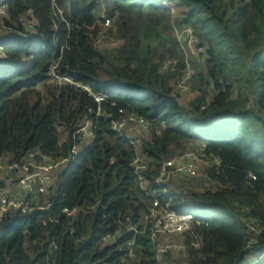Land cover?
<instances>
[{
  "label": "trees",
  "instance_id": "trees-1",
  "mask_svg": "<svg viewBox=\"0 0 264 264\" xmlns=\"http://www.w3.org/2000/svg\"><path fill=\"white\" fill-rule=\"evenodd\" d=\"M7 4L3 24L13 32L0 38V155L19 161L39 150L64 161L75 144L81 153L61 167L50 211H13L0 221V264H173L143 222L155 199L201 221L182 237L188 264H247V224L264 228V0ZM29 12L35 31L20 22ZM185 28L205 46L199 59L178 41ZM100 39L118 44L100 48ZM187 61L195 96L184 105L177 85ZM55 66L81 86L52 81ZM132 116L149 123L144 136L133 134L141 151L113 128ZM88 120L94 138L78 132ZM198 142L223 161L201 178L212 187L164 195L156 186L164 161ZM137 151L149 164L145 184L132 165ZM128 218L137 233L125 232ZM120 220L122 234L103 241ZM254 252L264 264V232Z\"/></svg>",
  "mask_w": 264,
  "mask_h": 264
},
{
  "label": "built area",
  "instance_id": "built-area-1",
  "mask_svg": "<svg viewBox=\"0 0 264 264\" xmlns=\"http://www.w3.org/2000/svg\"><path fill=\"white\" fill-rule=\"evenodd\" d=\"M8 0H0V15L6 17L8 14L7 4ZM62 14V11L59 10ZM20 22L24 27L29 30L28 23L24 20V16L20 18ZM110 24V20H106V25ZM0 27L10 32L7 26L0 23ZM11 32H13L11 30ZM10 32V33H11ZM4 34V33H3ZM0 33V38H3ZM178 41L187 54H191L196 58H200L201 54L205 51V46L201 44L199 38L190 28L178 30L176 32ZM198 45V50L195 51L193 47ZM2 48L0 47V50ZM170 63V62H169ZM168 63V64H169ZM187 61L186 75L178 82L177 93L180 97L185 96L191 90V78L193 71ZM56 66L51 70L52 81L58 84L74 83L81 86L80 83L68 76H61L55 72ZM90 95L95 96L89 87L83 86ZM192 91V90H191ZM96 101L100 102L103 97L95 96ZM98 112L97 114H99ZM120 113H124L120 109ZM112 114H108L111 117ZM90 121H86L78 132L83 133L86 137H93L94 133L90 130ZM114 130L121 136L130 140L134 147L141 151L142 140L141 138L133 137V134L144 136L149 131V123L142 117L132 116L114 122ZM160 132V131H159ZM81 153V146L75 144L71 150L72 157L64 161H52V159L42 151H30L23 156L19 161H13L9 154L0 155V221L9 213L13 211L21 212L23 214L30 213L36 209H43L50 211L53 204L50 202L53 191L57 187L58 176L61 172V167L65 162L73 161ZM222 159L219 156L208 153L205 143H194L186 146L183 152L164 161L159 175L156 178V186L163 190L164 195L172 190L178 192L175 185L178 183L186 182L191 179L205 178L206 169L212 167H220ZM133 167L137 175L143 180V172L149 168L148 162L144 159L142 154L137 151L136 157L133 161ZM252 178H256L252 175ZM209 182V181H208ZM78 209L64 210L68 216L75 215ZM51 221H54L51 219ZM125 232H138V227L132 218L126 221ZM124 221H118L119 227L112 232H105L102 236L103 241L113 242L124 231ZM146 225L152 228V239L156 243L158 254L162 258L168 255H179L185 253V245L183 242V235L192 231L194 225H200L201 221L196 218L192 213H180L173 209L171 201L161 202L155 199L150 208L149 213L143 219ZM47 224V221H45ZM250 232V238L247 244V256H252L258 253L254 252L256 244L260 241L264 232V228L260 226L259 221L251 220L247 224ZM50 250L55 252L57 244L52 242ZM136 241L133 239L129 242V247L126 256L133 262L137 258ZM260 260V258H259ZM258 260V261H259ZM258 261H249L247 264H256ZM171 262V261H170ZM175 264V263H173Z\"/></svg>",
  "mask_w": 264,
  "mask_h": 264
},
{
  "label": "rangeland",
  "instance_id": "rangeland-1",
  "mask_svg": "<svg viewBox=\"0 0 264 264\" xmlns=\"http://www.w3.org/2000/svg\"><path fill=\"white\" fill-rule=\"evenodd\" d=\"M30 13L31 12H29V14L27 16H24V20L29 25V27H28L29 31H35L37 26H38V22L36 21V19ZM0 23H3V16H1V15H0ZM105 25H106V23H105ZM106 26H108V25H106ZM5 31H7V30H5L2 27H0V33L1 34L5 33ZM9 31L11 32L10 29H9ZM116 44H118V43H116L114 41L104 42L101 39L99 41L100 48L112 47V46H115ZM198 48L199 47H198L197 44L193 47V49L195 51H197ZM194 96H195V93L192 92L191 90H189V92L185 96L181 97L182 104L186 105ZM211 187L212 186H211L210 182H208V181H206L205 183L203 181L201 182V178L191 179L189 181H186L185 183L182 182V184H180V185L178 183L175 185V188H176L177 191H179V193H182L183 191H189V190L205 191V190H207V189H209ZM186 257H187V255L185 253L179 255L178 257H175V255H173V257H172V259H170V261L175 262L176 264H188ZM259 258H260V255L253 254L252 256H250L248 258V260L253 262V261H258Z\"/></svg>",
  "mask_w": 264,
  "mask_h": 264
},
{
  "label": "water",
  "instance_id": "water-1",
  "mask_svg": "<svg viewBox=\"0 0 264 264\" xmlns=\"http://www.w3.org/2000/svg\"><path fill=\"white\" fill-rule=\"evenodd\" d=\"M72 157V155H70V158Z\"/></svg>",
  "mask_w": 264,
  "mask_h": 264
}]
</instances>
